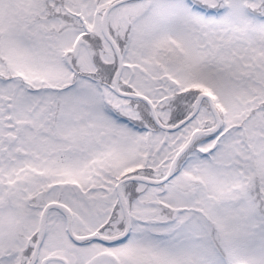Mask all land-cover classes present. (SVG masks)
Wrapping results in <instances>:
<instances>
[{
	"label": "snow or ice",
	"instance_id": "snow-or-ice-1",
	"mask_svg": "<svg viewBox=\"0 0 264 264\" xmlns=\"http://www.w3.org/2000/svg\"><path fill=\"white\" fill-rule=\"evenodd\" d=\"M0 264H264V0H0Z\"/></svg>",
	"mask_w": 264,
	"mask_h": 264
}]
</instances>
